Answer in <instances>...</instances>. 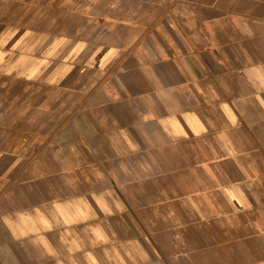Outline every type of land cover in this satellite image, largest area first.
<instances>
[{
	"label": "crops",
	"instance_id": "0c3cea01",
	"mask_svg": "<svg viewBox=\"0 0 264 264\" xmlns=\"http://www.w3.org/2000/svg\"><path fill=\"white\" fill-rule=\"evenodd\" d=\"M0 264H264V0H0Z\"/></svg>",
	"mask_w": 264,
	"mask_h": 264
}]
</instances>
